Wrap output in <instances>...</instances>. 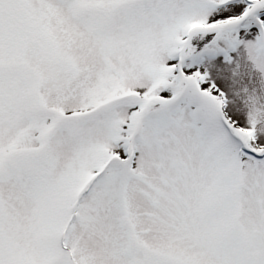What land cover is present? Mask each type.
Returning a JSON list of instances; mask_svg holds the SVG:
<instances>
[{
    "label": "snow or ice",
    "instance_id": "snow-or-ice-1",
    "mask_svg": "<svg viewBox=\"0 0 264 264\" xmlns=\"http://www.w3.org/2000/svg\"><path fill=\"white\" fill-rule=\"evenodd\" d=\"M0 264H264V0H0Z\"/></svg>",
    "mask_w": 264,
    "mask_h": 264
}]
</instances>
